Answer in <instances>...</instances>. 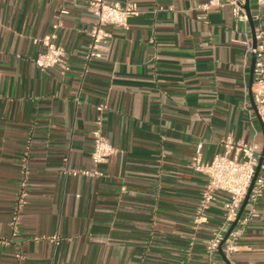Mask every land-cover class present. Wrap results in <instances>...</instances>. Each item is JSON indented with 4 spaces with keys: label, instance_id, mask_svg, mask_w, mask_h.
I'll return each mask as SVG.
<instances>
[{
    "label": "crops",
    "instance_id": "obj_1",
    "mask_svg": "<svg viewBox=\"0 0 264 264\" xmlns=\"http://www.w3.org/2000/svg\"><path fill=\"white\" fill-rule=\"evenodd\" d=\"M114 1L142 14L89 59L92 0H0V264H264V194L235 250L210 257L228 196L201 211L206 177L191 167L198 145L203 163L229 138L264 148L249 21L206 0ZM250 12L264 31V0ZM50 33L67 71L35 65L33 39ZM98 122L115 154L84 176Z\"/></svg>",
    "mask_w": 264,
    "mask_h": 264
},
{
    "label": "built area",
    "instance_id": "obj_2",
    "mask_svg": "<svg viewBox=\"0 0 264 264\" xmlns=\"http://www.w3.org/2000/svg\"><path fill=\"white\" fill-rule=\"evenodd\" d=\"M245 4L246 0H206L200 8L203 11H209L212 8L230 7L235 20L238 23L247 24L249 19L245 10ZM90 7L95 17V23L89 32V59L99 58L102 55V51L106 49L108 41L111 38L108 28L116 27L127 30L130 20L142 14L136 4L121 3L114 0H92ZM255 37L257 45L256 47H250V52L255 56L254 82L251 90L258 117L264 128V31L257 29ZM33 42L42 47L41 52L35 60V65L39 70L47 71L55 67H60L63 71L68 70L65 62L66 51L58 44L55 33L47 34L41 38H34ZM98 110L102 111L103 107H99ZM100 125L101 123L98 122L97 128L93 131V151L91 157L95 170L81 171L80 173L84 176H102L98 167L106 163L115 154L114 147L102 133ZM224 145L226 149L225 153L216 155L210 163H203L202 145H198L191 164L193 170L206 177V184L201 196V211L206 210L209 204L215 200L216 194L222 193L228 196V200L225 203L226 214L224 225L214 231L207 240V252L210 257L217 255L220 248L227 255L235 250V244L242 234V229H238L236 226L222 245L225 230L236 220L255 178L256 169L261 158L260 148L257 144L234 142L229 138ZM231 153H234V157L231 156ZM78 173L75 172L74 174L78 175ZM122 191H125L124 187ZM263 194L264 159L248 204L255 205ZM24 197L25 194H22L13 214L12 225L14 227L18 226L20 222L19 213L24 204ZM246 222L247 220L242 224ZM16 257L18 260H23L21 254H17Z\"/></svg>",
    "mask_w": 264,
    "mask_h": 264
},
{
    "label": "water",
    "instance_id": "obj_3",
    "mask_svg": "<svg viewBox=\"0 0 264 264\" xmlns=\"http://www.w3.org/2000/svg\"><path fill=\"white\" fill-rule=\"evenodd\" d=\"M245 10L247 12L249 23L251 25V28H252V30L254 32V36H255L254 23H253V20H252V17H251V12H250V0H246ZM256 45H257V41H256V39L254 37V45H253V47H256ZM254 64H255V56H254ZM253 73H254V67H253ZM263 159H264V148H263L262 153H261V158L259 159V163H258V166H257V169H256L255 178H254V180H253V182H252V184H251V186L249 188L248 194H247V196H246V198H245V200H244V202H243V204H242V206H241V208L239 210V213H238V216H237L236 220L232 223V225L230 226L228 232L226 233V235L224 237V241H223L222 245L228 239V237L231 234V232L236 228V226L238 225V223H239V221H240V219H241V217H242V215H243V213L245 211V208H246V206L248 204L249 197H250V194L252 192L254 183H255L258 175H259V172H260V169H261V165L263 163ZM220 252H222V248H220Z\"/></svg>",
    "mask_w": 264,
    "mask_h": 264
}]
</instances>
